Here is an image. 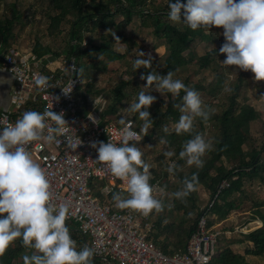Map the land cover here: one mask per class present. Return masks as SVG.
I'll return each instance as SVG.
<instances>
[{"label":"trees","instance_id":"trees-1","mask_svg":"<svg viewBox=\"0 0 264 264\" xmlns=\"http://www.w3.org/2000/svg\"><path fill=\"white\" fill-rule=\"evenodd\" d=\"M7 7V4L5 5ZM11 14L2 13L0 15V38L2 43L9 46V39L12 35V30L16 21L19 19V11L15 4H10ZM8 9V7H7ZM7 11V10H6ZM169 5L168 0L164 3L157 4L153 0H50L49 6L46 8V14L50 19L48 32L50 35H56L61 31V26L64 21L70 23L69 40L66 42L63 51L54 50L49 45L37 42L33 48L38 61L42 58L54 54L57 58L61 56L74 57L82 74L85 75V70L89 69V64L86 62V57H96V61L91 62V66L96 69L106 68L110 61L119 60L126 57V53H120L113 49V44L116 42L115 32L121 33L125 27L130 25L135 17L142 19V25L153 27L155 35L160 39L162 44H166L168 54L165 58V66L163 70H156L161 73H167L169 70L178 72L186 68L191 62L197 63L200 68L221 67L220 58L223 54L219 52V48H213L205 54L199 56L198 59L187 57L185 51L190 47L191 43L197 36L201 38H209L211 32H205L204 28L192 29L182 22L172 21L168 16ZM118 16H122L118 20ZM118 31V32H117ZM90 34V36H88ZM94 34H98L101 38L97 44ZM120 35V34H117ZM89 43V47L86 45ZM65 53L63 55L62 53ZM103 55L104 58L100 59ZM156 52L154 56H156ZM104 63L103 65H101ZM43 69H48L43 66ZM152 69L144 66L136 68L133 75L137 76V72H150ZM244 74H240L239 83L231 87L232 93L227 94V104L221 110L215 111L205 120L194 121L192 131L177 133L175 124L181 115V111L175 106L177 102H181V97L184 90H181L180 96L172 99V94L167 93V99H161L160 102L153 103L149 110L154 119V126L150 128L149 133L143 136V139L136 141L139 145L147 143L154 138L160 145L156 159L159 163V171L150 169L153 176L152 184L155 182L161 183L165 188L172 189L173 193L184 185L185 177L191 178L193 173H198L199 184H203L210 192V199H214L218 193L219 186L224 179L229 181V186L223 187L215 198L213 205L209 203L204 208H199L196 203L195 190L184 198H178L173 195V208L175 210H183L184 215L179 222L175 220L164 222L163 217H158L153 221V229L150 232V239L157 245L161 246L166 253L173 254L177 251L185 249L187 239L195 230L196 224L200 216L207 212L208 227L214 228L215 218H225L233 209H238L242 206L244 200L242 194L245 193L244 183L246 179H254L259 177L264 180V144L261 147L251 143L247 148L245 145L252 140L251 124L253 121L263 119L264 112L257 109L254 105L248 102H239L238 97L242 87ZM220 80L223 77L219 75ZM191 77L183 80L190 87H195L199 91H205V86L195 82L189 84ZM94 78L87 82V88L94 93H101L102 89H93ZM133 79H121L108 96V102L101 113L102 118L110 119L119 123V111L124 107L125 99H131L141 90V86L132 87ZM32 109L27 106L25 110ZM133 121L132 125L140 130L143 121L139 118L138 113L129 117ZM209 122L214 128L213 144L214 147L206 152V157L203 158L205 163L202 167L195 164L189 165L186 158L179 157V152L182 149L184 142L191 138L196 132H203ZM164 125H168V131L164 130ZM157 132V134H156ZM141 135L143 133L141 132ZM155 149L154 145L152 146ZM174 150L175 155L172 157L166 156V151ZM145 157V155H144ZM176 160L181 166L175 172L169 173L168 159ZM188 170H182L188 166ZM177 179L174 183L171 177ZM127 194L125 190H118ZM114 193V192H113ZM112 193V194H113ZM239 193V196L232 198V195ZM97 196L101 201L106 199L105 196L97 191ZM112 194L107 197L112 198ZM113 201V199H111ZM211 201V200H210ZM114 203V201H113ZM154 212H159L153 210ZM163 211V210H162ZM249 223H254L253 226L244 230L245 239L252 243L245 253L234 251L232 244L235 242H244V239L228 238L221 242L220 231L217 243V254L209 264H255L251 262L247 255H263L264 254V200L256 201L253 207L252 219ZM70 226L71 234L77 241V247H83L85 244L90 245V238L83 234L75 221L66 220ZM187 223L186 226L183 224ZM162 234H165L163 240L158 239ZM32 249L25 246L21 238L14 240L6 251L0 255V264H23L19 261L25 252H31ZM94 264H117L113 260L103 259L95 255L93 257Z\"/></svg>","mask_w":264,"mask_h":264},{"label":"clouds","instance_id":"clouds-1","mask_svg":"<svg viewBox=\"0 0 264 264\" xmlns=\"http://www.w3.org/2000/svg\"><path fill=\"white\" fill-rule=\"evenodd\" d=\"M168 5L169 18L192 29L207 30L213 25L224 26L225 41L219 52L227 55L221 60L222 63L251 69L257 80L264 78V0H168ZM112 34L115 40H121L115 32ZM118 50L125 51L124 48ZM153 59L151 53L145 54L140 49L133 61L136 69L146 66L152 70L141 73V77L147 81L145 87L148 90L141 89L138 97L122 110L119 119L123 126L119 136L121 142L117 143L111 137L107 141L92 142L99 153L96 159L105 162L116 177L126 182L127 194L122 191L112 194L115 206L137 209L145 216L153 210L162 211L165 207L151 182L153 173L150 169L153 165L146 161L142 148L136 143L154 126L149 108L158 97L149 89L171 93L172 99L180 96L181 90H184L182 103L175 104L181 111L175 123L177 133L192 131L196 117L207 120L215 112L212 106L205 105L200 91L176 78L173 70L166 74L155 71ZM33 79L36 85L44 88L48 87L50 77L36 72ZM71 89L63 87L65 93ZM225 90L232 91L227 83ZM94 102L101 111L104 110L100 96H95ZM136 113L143 121L139 131L132 127L133 121L129 119ZM49 120L54 121L55 125H51ZM0 125H3L0 128V255L14 240L21 238L22 243L32 249L24 253V264H94L95 248L89 244L78 248L66 223L70 203L54 201L46 170L26 147L39 139L52 142L57 139V134H61L71 148H77L81 140L77 142L78 138L67 127L69 122L64 112L55 111L53 107H46L44 111L27 109L14 123L5 124L0 119ZM164 130H169L168 125H164ZM213 147V141L205 133L196 132L184 142L179 157L186 158L189 165L202 167L204 155ZM165 154L172 157L175 152L168 150ZM167 167L169 173H173L181 166L172 160ZM198 180V173H193L191 178L185 177L183 187L173 195L186 197L196 189Z\"/></svg>","mask_w":264,"mask_h":264},{"label":"built area","instance_id":"built-area-1","mask_svg":"<svg viewBox=\"0 0 264 264\" xmlns=\"http://www.w3.org/2000/svg\"><path fill=\"white\" fill-rule=\"evenodd\" d=\"M57 59L55 66L44 70L33 49L22 52L14 46L6 47L0 38V66L15 79L10 91V105L0 108V119L5 124L14 123L27 106L39 111L53 107L55 111L64 112L69 122L67 127L78 138L77 142L81 140L73 149L63 135L57 134V139L52 142L39 139L26 146L46 170L54 201L70 203L67 220L75 221L79 230L90 238L95 255L117 264H209L217 254L220 231L208 227L207 212L200 216L185 249L169 254L150 239L151 213L145 216L137 209L118 208L111 200L101 201L95 194L98 191L107 197L120 189L127 191L126 182L116 177L105 162L96 159L99 153L92 144L110 137L121 142L119 136L123 126L110 119L104 120L95 99L83 94L85 80L79 75L76 59L66 56ZM36 72L50 77L48 87L36 85L33 79ZM64 86L72 87L71 91L65 93ZM49 123L55 125L54 121L49 120ZM153 185L157 194L160 184L155 182ZM226 186L229 181L224 179L218 193ZM215 198L211 199L210 207Z\"/></svg>","mask_w":264,"mask_h":264},{"label":"rangeland","instance_id":"rangeland-1","mask_svg":"<svg viewBox=\"0 0 264 264\" xmlns=\"http://www.w3.org/2000/svg\"><path fill=\"white\" fill-rule=\"evenodd\" d=\"M155 3L160 4L164 3L167 0H153ZM7 4V7L5 6ZM10 4H15L17 10L19 11V19L16 21L14 29L18 34L19 38H17L16 42H14L17 46H22L23 48L33 49L35 44L39 41L41 44L49 45L54 50L63 51L66 45V42L69 40V28L70 23L68 21H64L61 26V31L56 35H50L48 32V26L50 19L46 14V8L50 4V0H0V15L2 13L11 14ZM7 10V11H6ZM118 20L122 19V16L117 17ZM224 26L222 25H213L211 29H207L205 32L209 33L212 31V36L209 38H201L197 36L195 40L191 43L190 47L185 51L187 57H193L194 59H198L199 56L205 54L207 51L213 48H220L222 43L225 41V36L223 34ZM118 32V31H117ZM119 36L121 40L114 42L113 49L120 52L126 53V57L110 61L107 64L106 68L96 69L91 66V62L96 61V57H86L85 60L89 64V69L85 70V75H83L82 71L79 69V75L83 77L85 80L84 87L82 89L83 94H87L91 98L95 99V96H102L103 103L105 105L108 102V96L110 91L119 82L121 79H133L131 83L132 87H137V85L141 86V89L148 90L145 87L147 83L146 79L142 78L137 72V76L133 75V71L135 69L133 65V61L136 56L139 54L140 49L144 51L145 54L151 53L154 57L153 59V68L156 70H163L165 66V58L168 54V49L166 44H162L160 39L155 35L153 31V27L151 23L149 25H142V19L140 17H135L133 22L121 30ZM116 34V35H117ZM90 36V34H88ZM96 37V43L98 44L101 40L98 34H94ZM13 40L9 39V44H12ZM89 47V43L86 45ZM119 48H124L125 51H119ZM157 48L159 52H157ZM156 52V56L154 53ZM65 55V53H62ZM223 57L220 58L221 67L215 69L213 66L205 69L200 68L197 63L191 62L186 68L174 72L176 78H180L184 80L186 76L191 77L189 84H194L198 82L199 84L205 86V91H200L201 96L205 102V105L212 106L215 111H219L223 108L224 103L227 104V94L229 91L225 90L226 83L232 87L236 83H239L240 74H244L242 87L240 90V94L238 97L239 102H248L254 105L257 109L262 110L264 112V78L257 80L255 78L254 72L251 69L245 70L240 68L238 65H224L221 60L226 58L227 53H222ZM104 56L101 55L100 59H103ZM37 59V58H36ZM57 57L54 61L47 64V68H52L57 64ZM34 61V60H33ZM102 63L101 65H103ZM141 66L140 68H143ZM137 70V69H136ZM157 71V72H158ZM166 74V73H164ZM219 75L223 77V80H220ZM94 78L93 89H102L101 93H94L93 91H89L87 88V82ZM152 94L156 95L158 99L153 103L160 102L161 99H166L167 93H161L155 88L149 89ZM230 93H232L230 91ZM137 98L136 95L132 96L131 99H125L124 107L120 109V116L123 114L122 110L129 106L133 99ZM104 105V107H105ZM202 117H196L195 120H201ZM205 128L206 137L213 140L214 128L209 125V122H206ZM175 127V124H172ZM251 133L252 140L245 145L247 148L251 143H255L258 147H261L264 144V117L263 119H258L252 122L251 124ZM157 134V132H156ZM154 145L155 149L152 148ZM139 146L142 148L145 159L147 162L153 165V169L159 171V163L156 159L157 152L160 149L159 143L152 138L151 141L147 143H141ZM207 154V153H206ZM206 154L203 158L206 157ZM170 163L171 160L167 159ZM188 166L182 168V170H188ZM173 182L176 183L177 179L173 176L171 177ZM160 189H163L161 192L160 189L156 195L161 198L165 207L163 211L159 212H151L150 220L155 222L158 217H163L164 222H169L175 220L179 222L184 215L183 210H175L173 208V191L172 189L165 188L161 183ZM245 193L242 194L244 200L242 202V206L238 209H233L229 215L225 218L220 219L215 215L212 218H215V227L221 231H224L221 234V242H224L225 239L228 238H236V239H244V242H235L231 246L236 252L245 253L246 249L252 245L251 242L245 239L244 230L254 225V223H249L250 219H252L253 207L256 201L264 200V180H261L259 177L254 179H246L244 183ZM97 192H95L96 194ZM239 196V193H235L232 195V198ZM210 192L203 185L199 184L197 187L196 193V203L199 208H204L210 202ZM111 200L112 198L106 197L105 200ZM112 201V200H111ZM113 202V201H112ZM115 204V202H114ZM171 205V206H169ZM209 217V216H208ZM184 226L187 223L183 224ZM165 238V234H162L158 239L163 240ZM247 258L254 262L255 264H264V254L255 256V255H247ZM23 261V257L19 259L18 262ZM24 264V263H23Z\"/></svg>","mask_w":264,"mask_h":264},{"label":"crops","instance_id":"crops-1","mask_svg":"<svg viewBox=\"0 0 264 264\" xmlns=\"http://www.w3.org/2000/svg\"><path fill=\"white\" fill-rule=\"evenodd\" d=\"M17 38H19V36L16 33V30L13 28L12 35L10 36V39L13 40V43L9 44V46H14L22 52L29 50L27 48H23L22 46L15 45L14 42H16ZM3 45L6 46L5 44ZM14 82V76L11 73L3 70L0 66V108H6L10 105V91Z\"/></svg>","mask_w":264,"mask_h":264},{"label":"water","instance_id":"water-1","mask_svg":"<svg viewBox=\"0 0 264 264\" xmlns=\"http://www.w3.org/2000/svg\"><path fill=\"white\" fill-rule=\"evenodd\" d=\"M56 56L54 54H50L44 58L41 59V65L46 66L49 62L54 61Z\"/></svg>","mask_w":264,"mask_h":264}]
</instances>
